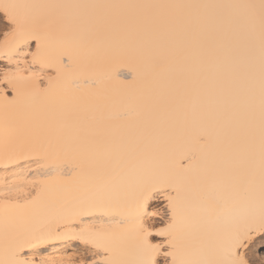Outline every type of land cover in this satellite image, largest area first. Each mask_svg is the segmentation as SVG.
Returning a JSON list of instances; mask_svg holds the SVG:
<instances>
[{
  "label": "snow or ice",
  "instance_id": "1",
  "mask_svg": "<svg viewBox=\"0 0 264 264\" xmlns=\"http://www.w3.org/2000/svg\"><path fill=\"white\" fill-rule=\"evenodd\" d=\"M136 9L161 10L126 15H104L84 18L79 23L94 27L80 30L78 23L59 14L41 16L26 12L16 16L10 9ZM238 8L243 16L193 17L174 15L171 9ZM259 16V135L257 145V113L255 106L256 40L254 30ZM17 36L27 43L38 39L26 33V27L41 23L55 30L64 27L75 33V42L86 46L101 35L115 38V42H99L93 47L92 57L105 78L116 57L129 55L149 61L154 70L163 68L167 57H178L190 62L199 60L204 65L217 60L226 66L215 81L216 92L223 97L244 95L243 107L234 102L225 104L210 118H221L226 129L223 145L218 150L219 161L214 162L198 181L191 197L182 195V187L174 171L159 166L141 168L133 177L126 178L122 162L110 174L102 169L90 170L83 186L71 198L51 201V185L41 181L23 203H0V264H50L44 258L29 253L36 243L63 239L69 232L93 249L92 258L78 264H248L241 255L256 230L236 231L220 248L210 244L206 251L188 254V237L202 225L233 214L241 199H252L257 188L261 227L259 239L264 240V0L259 4H18L4 5ZM161 49L163 51H156ZM37 51L39 46L37 45ZM35 60V56H33ZM69 56L67 63L70 64ZM207 77H205V80ZM187 89L189 82L181 81ZM97 81L92 82L96 88ZM98 103L95 111L114 104L116 97L106 89L93 93ZM151 104L154 97H147ZM126 115V114H125ZM65 119L78 120V112L63 113ZM55 119V113L51 117ZM6 149L39 146L44 161H54L57 151H93L98 139L80 135L57 134L41 144L38 134L21 140L15 130L5 129ZM199 144H210L207 135L199 136ZM258 147V173H257ZM111 157L110 152L105 153ZM192 156H188L190 161ZM51 167L58 165L50 163ZM211 179H219L226 195L221 196ZM163 196V203L154 201ZM93 213H100L116 223L96 224ZM202 237L215 239L212 232H201ZM159 238V239H157Z\"/></svg>",
  "mask_w": 264,
  "mask_h": 264
},
{
  "label": "bare ground",
  "instance_id": "2",
  "mask_svg": "<svg viewBox=\"0 0 264 264\" xmlns=\"http://www.w3.org/2000/svg\"><path fill=\"white\" fill-rule=\"evenodd\" d=\"M260 0H0V203H23L32 195L41 181H48L51 201L71 198L83 186L90 170L102 169L110 174L122 162L121 171L126 178L133 177L141 168L159 166L174 171L182 187V195L191 197L207 169L219 161L218 150L223 145L225 126L221 118L212 119L225 104L243 107L246 97L220 96L215 81L226 66L217 60L202 65L199 60L185 62L178 57H167L163 68L154 70L147 58L121 55L113 62L108 78L94 62L92 49L99 42H115V38L101 35L86 46L75 42V33L64 27L51 30L36 23L26 27V33L38 39L27 43L17 36L9 13L4 5L18 4H259ZM161 10L136 9H10L16 16L26 12L41 16L59 14L68 21L78 23L81 31L94 27L79 23L84 18L104 15H126L137 12ZM174 15L193 17L243 16L238 8L224 9H171L163 10ZM1 27V28H2ZM256 40L255 106L257 113V145L259 135V16L257 10L254 30ZM37 45L39 51H37ZM156 51H163L157 49ZM35 56V60H33ZM72 57L70 64L68 57ZM205 77L207 79L205 80ZM97 81L96 88L92 82ZM187 80L185 89L181 81ZM106 89L116 97L114 104L95 111L98 100L93 93ZM154 97L151 104L147 97ZM78 112V120L65 119L63 113ZM55 113L53 120L52 114ZM126 114V115H125ZM5 129H13L21 140L32 135L40 136L41 144L57 134L80 135L100 141L93 151H57L54 161L41 159L39 146L6 149L3 139ZM207 135L210 144L202 147L199 136ZM111 157L106 158L105 153ZM188 156H192L190 161ZM57 167H51L50 163ZM258 173V147H257ZM221 196L226 195L219 179H211ZM163 196L154 201L162 204ZM100 213H93L96 224L116 223ZM261 227L260 204L257 188L254 198L241 199L233 214L202 225L198 232L188 237L186 252L206 251L210 244L223 247L236 231L256 230V238L241 250L248 264H264V240L259 239ZM212 232L215 239L201 236ZM159 239V238H157ZM26 249L50 264H78L91 259L93 249L75 239L71 232L63 239L36 243Z\"/></svg>",
  "mask_w": 264,
  "mask_h": 264
},
{
  "label": "rangeland",
  "instance_id": "3",
  "mask_svg": "<svg viewBox=\"0 0 264 264\" xmlns=\"http://www.w3.org/2000/svg\"><path fill=\"white\" fill-rule=\"evenodd\" d=\"M2 26L0 25V39H1V36H2V32H3V27L1 28ZM264 244V243H263Z\"/></svg>",
  "mask_w": 264,
  "mask_h": 264
}]
</instances>
